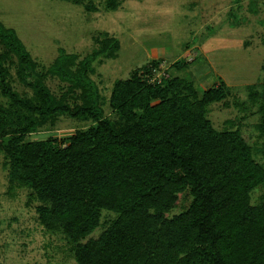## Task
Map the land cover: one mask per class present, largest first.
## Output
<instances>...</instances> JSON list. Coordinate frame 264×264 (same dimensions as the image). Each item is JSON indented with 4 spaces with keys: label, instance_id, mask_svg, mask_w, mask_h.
<instances>
[{
    "label": "trees",
    "instance_id": "obj_1",
    "mask_svg": "<svg viewBox=\"0 0 264 264\" xmlns=\"http://www.w3.org/2000/svg\"><path fill=\"white\" fill-rule=\"evenodd\" d=\"M0 46V97L7 101L0 136L14 134L4 168L43 203V224L65 237L77 264H264V164L239 128L218 130L208 118V107L226 98L224 83L200 98L191 81L154 78V60L114 83L109 105L118 126L105 116L90 77L101 57H117V39L102 40L83 59L60 50L47 69L66 85L60 98L2 22ZM11 61L35 102L13 84ZM250 96L264 115V90ZM64 115L91 125L62 140L25 141ZM185 191L189 208L168 217ZM103 211L116 218L94 237Z\"/></svg>",
    "mask_w": 264,
    "mask_h": 264
},
{
    "label": "rangeland",
    "instance_id": "obj_2",
    "mask_svg": "<svg viewBox=\"0 0 264 264\" xmlns=\"http://www.w3.org/2000/svg\"><path fill=\"white\" fill-rule=\"evenodd\" d=\"M0 22L16 30L57 98L66 85L48 76L47 69L61 49L83 59L102 40L117 39V57H101L90 77L99 88L105 116L118 126L109 105L114 83L154 60L159 62L154 78L191 81L200 98L224 83L226 98L208 107V118L218 130L239 128L255 148L256 160L264 164V115L250 96L252 89L264 90V0H0ZM11 63L16 89L35 102L32 92L18 85ZM67 101L80 103L69 97ZM6 105L0 97V106ZM90 125L59 116L43 122L25 141L62 140ZM13 135L0 136V264H77L65 237L43 224V203L11 180L4 168ZM261 193H253V203ZM191 200L189 191L180 193L168 217L186 211ZM115 218V213L103 211L102 226L92 235L97 237Z\"/></svg>",
    "mask_w": 264,
    "mask_h": 264
}]
</instances>
